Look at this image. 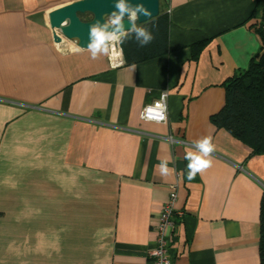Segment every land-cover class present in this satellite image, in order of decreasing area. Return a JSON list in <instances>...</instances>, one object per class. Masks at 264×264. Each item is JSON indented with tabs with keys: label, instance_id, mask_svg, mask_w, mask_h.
Returning <instances> with one entry per match:
<instances>
[{
	"label": "crops",
	"instance_id": "obj_1",
	"mask_svg": "<svg viewBox=\"0 0 264 264\" xmlns=\"http://www.w3.org/2000/svg\"><path fill=\"white\" fill-rule=\"evenodd\" d=\"M75 1L0 0V264H151L177 182L174 264H261L264 155L212 116L263 49L264 0H160L169 51L118 68L57 50L76 42L50 13ZM162 93L168 121L142 120ZM205 136L212 166L189 181Z\"/></svg>",
	"mask_w": 264,
	"mask_h": 264
},
{
	"label": "trees",
	"instance_id": "obj_2",
	"mask_svg": "<svg viewBox=\"0 0 264 264\" xmlns=\"http://www.w3.org/2000/svg\"><path fill=\"white\" fill-rule=\"evenodd\" d=\"M153 36L147 45L141 46L135 35H130L121 45L125 64H136L166 54L169 51L170 18L166 12L153 20L139 24ZM263 49L249 67L234 74L225 83L226 103L212 116L218 127H224L246 143L253 155H264V31ZM260 262L264 264V194L261 201Z\"/></svg>",
	"mask_w": 264,
	"mask_h": 264
},
{
	"label": "clouds",
	"instance_id": "obj_3",
	"mask_svg": "<svg viewBox=\"0 0 264 264\" xmlns=\"http://www.w3.org/2000/svg\"><path fill=\"white\" fill-rule=\"evenodd\" d=\"M171 11V10H169ZM151 17V11L142 3L130 4L128 0H116L115 10L103 18V22L97 20L89 28V43L86 48L74 44L68 48L63 43L57 44L58 51H70L80 53L85 50L90 54L92 60L100 57H107L113 67L123 64V49L120 45L132 34L141 46L147 45L153 39L152 34L145 28L137 25L140 16ZM125 20L129 22L130 27H125ZM166 95L162 93L161 100L149 105L145 112L149 119L153 118V113L163 120L165 118ZM215 151V145L210 136H205L199 140L193 141V146L186 149L185 159L187 163V179L193 180L195 176L209 169L212 166L211 154ZM171 158L160 160L156 165L159 174L162 177L172 176L174 168H170Z\"/></svg>",
	"mask_w": 264,
	"mask_h": 264
},
{
	"label": "water",
	"instance_id": "obj_4",
	"mask_svg": "<svg viewBox=\"0 0 264 264\" xmlns=\"http://www.w3.org/2000/svg\"><path fill=\"white\" fill-rule=\"evenodd\" d=\"M130 4L142 3L148 8L151 17L140 16L138 24H143L158 17L161 13L160 0H128ZM116 0H79L63 5L50 13V23L66 38L75 41L79 46L86 48L89 43V28L97 20L103 22V18L115 10ZM90 14V20H83L81 15ZM125 27H130L125 20Z\"/></svg>",
	"mask_w": 264,
	"mask_h": 264
},
{
	"label": "built area",
	"instance_id": "obj_5",
	"mask_svg": "<svg viewBox=\"0 0 264 264\" xmlns=\"http://www.w3.org/2000/svg\"><path fill=\"white\" fill-rule=\"evenodd\" d=\"M262 30L264 31V21L260 24ZM121 47V45H120ZM124 62L123 64L113 67L109 61V64L112 68H118L125 65V57L123 54ZM161 100V97L158 101ZM166 109H165V118L160 120L155 113H153V118L149 119L145 112V109L149 106L146 105L141 112V119L144 121H151L157 123H163L168 121V102L167 99L165 101ZM155 104V103H154ZM150 104V105H154ZM172 139V137H169ZM178 188L179 183H174L170 187L169 198L165 202L162 210L157 215L154 224L153 230L156 233V246L150 253V260L151 264H174V260L171 256V248H172V241L173 235L177 228V217L183 218L185 212L182 210H176V202L178 199Z\"/></svg>",
	"mask_w": 264,
	"mask_h": 264
}]
</instances>
